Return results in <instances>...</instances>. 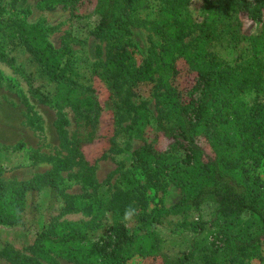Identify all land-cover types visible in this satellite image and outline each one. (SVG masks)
Listing matches in <instances>:
<instances>
[{
	"label": "trees",
	"instance_id": "obj_1",
	"mask_svg": "<svg viewBox=\"0 0 264 264\" xmlns=\"http://www.w3.org/2000/svg\"><path fill=\"white\" fill-rule=\"evenodd\" d=\"M40 1L47 9L62 5L71 6L73 11L78 2ZM126 1L96 0L94 8L86 15L73 13V17L98 16L94 30L97 39L126 38L131 35ZM159 2L153 25L162 38L160 60L173 84L178 74L176 62L182 59L193 74L194 86L191 98L182 101L170 82L175 100L155 119V129L166 145L156 149L144 141L132 156L135 167L148 179L160 174L170 178L180 191V199L168 209L153 206L149 212L145 210V201L144 208L134 206L132 200L138 203L146 200L145 187L137 177L126 172L127 180L125 173L121 177L126 184L123 202L117 209L114 202L113 209H106L118 218L104 234L92 241L86 232L87 224L81 227L69 222L56 224L53 226L56 238L51 239L44 233L36 237L32 248L39 258L50 262L51 257L56 256L68 264H126L135 256L143 260L158 258L160 264H239L250 256L264 261V179L258 172L264 165V104H249L243 100L244 94L258 90L264 80L261 58L264 54V0H203L200 23L189 16L188 0ZM256 26H260L261 31L254 35L252 30ZM191 30L198 35L193 42L186 43L184 38ZM17 33L23 34L24 42L33 47L38 64L56 83L57 92L65 91L62 102L71 106L75 115L72 150L83 160L82 150L100 138L98 113L102 106L90 89L79 88L82 86L79 76L103 78L112 93L111 100L117 88L112 75L118 72V66L120 72L128 75L134 74L133 70L138 71L133 60L128 61L131 57L125 50L127 43L119 45L120 53L101 65V71L88 67L82 70L65 55L53 53L38 29L14 18L0 19V63L10 67L15 65V59L8 50L22 42ZM151 72V63L145 61L142 73ZM144 79L146 77H136L137 81ZM31 94L42 105L51 103L48 95L38 88H32ZM22 103L25 108L29 107L25 100ZM114 122L113 133H116L119 125ZM144 124L140 120L137 126ZM137 126H131V130L143 141L144 131ZM56 130L64 139L62 127L57 125ZM200 141L208 145L212 153L208 154ZM112 144L110 142L101 157L112 151ZM84 164L82 177L96 188L92 168ZM40 181L50 187L56 185L50 173L42 175ZM35 188L31 180L15 182L0 178V226L19 222L25 194ZM136 190L137 195L132 193ZM206 204L215 206L216 217L212 221L195 216ZM130 208L137 221L132 230L122 219ZM244 214H248V218H244ZM156 225L163 227L161 230H165V226L167 230L158 232ZM165 232L169 235L164 236ZM186 233L200 238L192 243L191 249L173 255L163 250L164 240L174 241ZM0 258L11 264H39L36 259L9 247L0 250Z\"/></svg>",
	"mask_w": 264,
	"mask_h": 264
},
{
	"label": "rangeland",
	"instance_id": "obj_2",
	"mask_svg": "<svg viewBox=\"0 0 264 264\" xmlns=\"http://www.w3.org/2000/svg\"><path fill=\"white\" fill-rule=\"evenodd\" d=\"M95 1L78 0L73 11L71 6L62 5L47 9L40 0H0V19L14 18L27 27L38 29L50 50L65 55L74 66L82 70H85L82 67H88L89 70L93 68L101 71V65L107 63L111 56L120 53L119 45L126 42L125 50L131 57L128 61L131 62L132 59L138 70H133L135 73L128 75L120 72L118 66V72L112 75L117 88L115 92L112 90L111 100L109 95L112 93L103 78L98 75L91 76L90 79H86L84 74L79 76L82 84L79 88L83 91L90 89L102 106V111L98 113L100 138L82 150V160L72 150L76 134L75 115L71 106L62 102L66 93L64 90L57 92L56 83L51 81L45 69L38 64L33 47L31 49V45L24 42L23 34L17 33L21 44L8 50L9 55L15 59V65L10 67L0 63V178L15 182L31 180L36 186L25 194L19 222L0 226V250L9 247L14 252L36 259L39 264H68L56 256H52L53 260L50 262L39 258L32 248L36 237L41 233L51 239L56 238L53 233V226L56 224L69 222L80 227L87 224L86 232L92 241L105 233L113 220L118 218V215L113 216V211L106 209H113V202L117 209L123 202L126 184L121 177L125 173L124 178L127 180L129 176L126 172L137 177L145 187L143 195L146 200L139 203L132 200L134 206L144 208L145 201V210L149 212L153 206L168 209L180 199V191L170 178L160 174L154 179H148L135 167L132 156L144 141L156 149H162L166 145L155 129V119L162 115L161 112L167 111L175 100L169 86L172 80L169 81V72L160 60L162 38L155 32L153 25L160 2L127 0L126 17L131 35L126 38L97 39L94 30L98 16L87 14L83 19L73 17V13L86 15L94 8ZM203 6V0L187 2L189 16L196 23L203 19ZM260 31V26H256L252 33L257 35ZM197 35L195 30H191L184 41L193 42ZM261 58L264 61V54ZM145 61L151 63V73H142ZM176 67L178 74L173 84L181 100L188 101L194 86L193 74L182 59L177 60ZM137 76L146 79L137 81ZM32 88H38L48 95L51 103H38L31 94ZM23 100L28 103V108L24 107ZM243 100L249 104H264V80L260 82L258 90L244 94ZM114 120L119 125L116 133H113ZM140 120L145 124L137 126ZM57 125L62 127L64 139L58 135ZM135 125L143 129V141L131 130V126ZM110 142L114 145L112 151L101 157L109 148ZM201 143L208 154L212 153L208 145ZM63 161L64 164H59ZM84 161L92 168L96 188L89 186L82 177ZM258 172L264 179V165ZM47 173L53 175L56 183L54 187L42 185L40 177ZM132 193L137 195V190ZM131 209L122 218L129 230L137 224ZM195 216L212 221L216 217L215 206L206 204ZM243 217L248 218V214ZM155 229L161 233L167 230L165 226V230H161L163 227L159 225ZM207 233L208 231L203 236ZM163 234L169 235L166 232ZM196 239H200L199 236L194 238L187 233L181 234L174 241L164 240L163 250L169 255L189 250ZM160 263L158 258L143 260L135 256L126 264ZM0 264L11 263L0 258ZM239 264H264V261L250 256Z\"/></svg>",
	"mask_w": 264,
	"mask_h": 264
}]
</instances>
